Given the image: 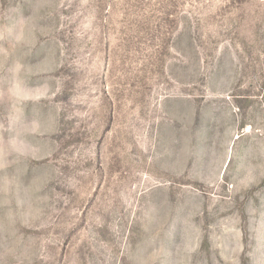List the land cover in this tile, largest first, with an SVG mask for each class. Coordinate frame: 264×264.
Listing matches in <instances>:
<instances>
[{
    "label": "rangeland",
    "instance_id": "rangeland-1",
    "mask_svg": "<svg viewBox=\"0 0 264 264\" xmlns=\"http://www.w3.org/2000/svg\"><path fill=\"white\" fill-rule=\"evenodd\" d=\"M0 264H264V0H0Z\"/></svg>",
    "mask_w": 264,
    "mask_h": 264
}]
</instances>
